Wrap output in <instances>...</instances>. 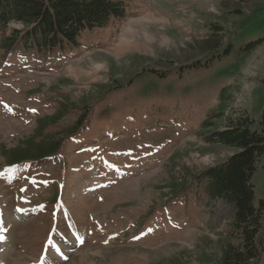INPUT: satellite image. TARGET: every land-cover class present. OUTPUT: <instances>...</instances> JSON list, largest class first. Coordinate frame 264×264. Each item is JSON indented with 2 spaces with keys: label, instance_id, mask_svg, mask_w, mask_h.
Instances as JSON below:
<instances>
[{
  "label": "rangeland",
  "instance_id": "obj_1",
  "mask_svg": "<svg viewBox=\"0 0 264 264\" xmlns=\"http://www.w3.org/2000/svg\"><path fill=\"white\" fill-rule=\"evenodd\" d=\"M124 2V19L85 34L67 58L0 50V147L39 140L38 120L91 99L72 134L56 125L55 158L0 168V246L9 247L0 264H52L53 251L62 264L220 256L232 209L194 178L235 151L207 144L201 125L224 108L261 118L264 0ZM200 60L209 68L186 69ZM252 184L259 207L264 159Z\"/></svg>",
  "mask_w": 264,
  "mask_h": 264
},
{
  "label": "trees",
  "instance_id": "obj_2",
  "mask_svg": "<svg viewBox=\"0 0 264 264\" xmlns=\"http://www.w3.org/2000/svg\"><path fill=\"white\" fill-rule=\"evenodd\" d=\"M126 15L124 0H0V50L14 57L25 53L44 60L52 57L61 60L80 48L85 34L104 29ZM13 23L24 29L12 28ZM208 66L207 60H200L186 69L201 71ZM178 74L181 76V72ZM222 92L225 94L226 89ZM90 100H85L83 109L67 104V107L60 106L56 114L38 120L36 136L39 140L30 138L14 146H1L0 168L10 171L35 167L55 158L60 151L58 140L54 138L59 133H54L56 125L62 123L72 134L73 125L90 116L91 109L86 108ZM246 113L234 118L226 115L224 108L217 117L223 122L208 119L201 125L209 130L202 135L207 144L235 151L223 163L201 171L194 178L209 200H224L232 209L227 233L220 241V256L213 261L204 257L207 263L258 264L264 260V202L261 201L259 207L256 205L252 184L264 159V111L259 121ZM182 186H171V193H177Z\"/></svg>",
  "mask_w": 264,
  "mask_h": 264
},
{
  "label": "bare ground",
  "instance_id": "obj_3",
  "mask_svg": "<svg viewBox=\"0 0 264 264\" xmlns=\"http://www.w3.org/2000/svg\"><path fill=\"white\" fill-rule=\"evenodd\" d=\"M5 238H2V239H0V242L1 241H3ZM2 246V247H1ZM0 246V248H1V251H0V263L2 262V259H3V254H6V252L9 254V247L7 246V245H1ZM3 246H5V247H3ZM61 249V248H60ZM57 250H58V248H57ZM60 253H63L64 254V251L63 252H61L60 251ZM59 253V254H60ZM65 256V255H64ZM49 261H51V263L52 264H62V261H59L58 259H57V257H56V255H55V253H54V251H53V259L52 260H49ZM49 261H48V263H49ZM50 264V263H49Z\"/></svg>",
  "mask_w": 264,
  "mask_h": 264
}]
</instances>
